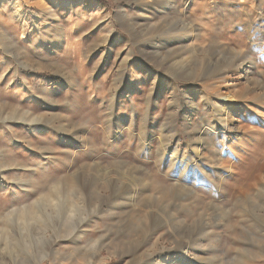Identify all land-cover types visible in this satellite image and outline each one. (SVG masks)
Instances as JSON below:
<instances>
[{
    "label": "rangeland",
    "instance_id": "1",
    "mask_svg": "<svg viewBox=\"0 0 264 264\" xmlns=\"http://www.w3.org/2000/svg\"><path fill=\"white\" fill-rule=\"evenodd\" d=\"M263 135L264 0H0V264H264Z\"/></svg>",
    "mask_w": 264,
    "mask_h": 264
},
{
    "label": "bare ground",
    "instance_id": "2",
    "mask_svg": "<svg viewBox=\"0 0 264 264\" xmlns=\"http://www.w3.org/2000/svg\"><path fill=\"white\" fill-rule=\"evenodd\" d=\"M230 86H231V85H230ZM253 97H254V96H253ZM253 97H252V98H253ZM256 98H257V97H256ZM256 98H255V99H256ZM257 99H258V98H257ZM263 136H264V135H263ZM262 144H263V142H262ZM262 144H261V145H262ZM245 190H246V189H245Z\"/></svg>",
    "mask_w": 264,
    "mask_h": 264
}]
</instances>
